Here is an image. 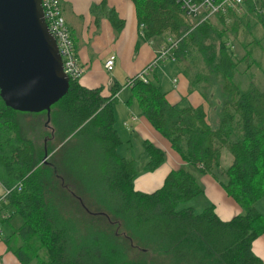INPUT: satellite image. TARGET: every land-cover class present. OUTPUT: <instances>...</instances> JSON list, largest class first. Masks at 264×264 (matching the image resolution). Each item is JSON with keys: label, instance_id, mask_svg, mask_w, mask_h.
I'll return each mask as SVG.
<instances>
[{"label": "trees", "instance_id": "trees-1", "mask_svg": "<svg viewBox=\"0 0 264 264\" xmlns=\"http://www.w3.org/2000/svg\"><path fill=\"white\" fill-rule=\"evenodd\" d=\"M129 1L137 29L143 27L136 46L160 36L177 40L173 63L201 104L167 103L155 77L158 69L146 82L127 79L130 99L184 165L213 178L240 213L221 221L212 206L199 213L176 210L202 194L186 167L169 171L153 192L135 191L137 162L116 151L113 103L119 87L101 97L98 89L68 80L67 93L44 112L49 131L41 134L45 143L37 153L18 122V115L27 113L0 95V183L20 185L4 207L22 218L4 243L19 264H262L251 243L264 232V218L255 208L264 201V84L251 81L249 73L251 66L258 68L264 81V68L250 55L261 45L252 38L237 59L228 38L241 27L250 34V14L264 34V0H244L240 12L247 15L228 11L193 28L175 0ZM107 19L115 32L123 27L113 10ZM242 74L246 88L235 78ZM25 130L30 134L28 126ZM141 147V170L153 172L164 154L146 140ZM223 150L231 157L226 168L219 164Z\"/></svg>", "mask_w": 264, "mask_h": 264}, {"label": "crops", "instance_id": "crops-1", "mask_svg": "<svg viewBox=\"0 0 264 264\" xmlns=\"http://www.w3.org/2000/svg\"><path fill=\"white\" fill-rule=\"evenodd\" d=\"M58 1L61 15L74 45L75 56L84 70L78 80L79 85L86 89H98L101 97L109 96L111 86L119 87L113 103L114 130L120 139L117 154L119 150L123 154V156L118 154L121 158L133 159L126 151L131 149L134 142H139L141 158V144L144 140L163 152L164 161L161 165L153 172H143L141 166L139 169L141 174L137 173L133 180L135 191L141 193L155 191L161 186L169 171L183 166L184 163L171 149L169 143L153 130L143 117L139 116L136 101L130 99V91L123 87V84L126 79L138 75L152 62L155 52L159 49V43L156 44L152 40L136 46L139 33L134 8L129 0ZM102 1H104V6L100 7L99 4ZM109 10H113L116 16L123 21V27L118 32H115L108 22ZM109 55H114L115 60L112 70L106 72L103 69V62ZM177 66V64L165 62L160 65L155 75L158 85L165 92L167 103L177 104L182 99L192 107L201 104V99L196 92L189 93L187 81ZM150 75L151 73L148 77ZM151 78L153 79V75ZM173 79L176 80L174 85L172 84ZM124 93L126 97L121 99ZM120 100L121 103H119ZM133 102L137 109L130 108ZM203 110L206 109L203 108ZM200 180L203 183L204 205L205 207L212 206L219 220L227 221L240 213L239 207L210 176H201ZM0 187L2 192V186ZM255 208L264 218V205L257 203ZM0 214L3 216L4 212L0 211ZM8 218L6 214V218H1L0 221L7 222ZM14 230L10 234L5 230L7 235L2 236L0 229V264H19L4 243ZM251 252L264 264V232L251 243Z\"/></svg>", "mask_w": 264, "mask_h": 264}, {"label": "water", "instance_id": "water-1", "mask_svg": "<svg viewBox=\"0 0 264 264\" xmlns=\"http://www.w3.org/2000/svg\"><path fill=\"white\" fill-rule=\"evenodd\" d=\"M68 90L40 0H0V95L22 113L47 112Z\"/></svg>", "mask_w": 264, "mask_h": 264}, {"label": "built area", "instance_id": "built-area-1", "mask_svg": "<svg viewBox=\"0 0 264 264\" xmlns=\"http://www.w3.org/2000/svg\"><path fill=\"white\" fill-rule=\"evenodd\" d=\"M182 9L186 20L191 28L201 24L209 19L219 15H224L228 11H234L240 14L244 0H175ZM43 19L47 27L48 33L55 42L57 53L61 60L62 72L68 80L78 81L84 70L78 63L75 56L74 45L70 37L69 31L64 23L58 0H40ZM142 25L138 28L139 37L142 36ZM177 40L167 39L166 44L155 52L154 58L148 67L143 69L134 78L142 82H146V77L153 68H159L165 62H173L172 50L175 48ZM115 56L109 55L103 62V69L110 72L113 68ZM132 80L126 81L124 87H129ZM20 190V185H13L9 189L4 190L0 196V209L3 210L8 197L14 192ZM1 215V214H0ZM9 216V215H8ZM5 219L6 214L0 217Z\"/></svg>", "mask_w": 264, "mask_h": 264}, {"label": "rangeland", "instance_id": "rangeland-1", "mask_svg": "<svg viewBox=\"0 0 264 264\" xmlns=\"http://www.w3.org/2000/svg\"><path fill=\"white\" fill-rule=\"evenodd\" d=\"M240 13H242L244 15H247L246 13L243 12V10ZM250 19H249V21L250 22L252 21V24L254 23L253 25L252 24L250 25V27H251L250 34L248 35L247 34V30H245L243 27H241L239 29L241 31H238V34L236 35V37L233 40L231 39V37L228 38V42L231 43L232 46L231 45L230 46L232 48V51L235 54V56L237 57V59H239L244 53L243 45L245 43L251 42L252 38L258 39L262 49L261 48H252L250 55L253 58V60L259 62L260 69H262V68H264V54H262L261 51L264 50V38H263L264 34H263V31H262L261 27H259L257 25L256 18H255V16L253 14H250ZM243 30H245L246 32H243ZM153 40H154V42L156 44L159 43V49L162 46H164L166 44V41H167L166 37H164V36L156 37ZM248 49H250V47H248L247 50ZM171 63L174 64L173 62H171ZM148 66L149 65H147L146 67H148ZM244 66H245L244 63L238 64L237 65L238 71L242 73L243 70H244ZM157 69H159V68L158 67L157 68H153L150 73H153V71L157 70ZM162 72H163V70H162ZM249 73L251 75V81H253L254 83L260 81L262 83V85L264 84V81H263L262 76L260 74V70L258 68L251 66ZM191 74H192V72H190L189 75H191ZM131 78H133V77H130L128 79H131ZM235 78L239 80L241 88H246V86H247V80L246 79H248L246 75H245L246 79L244 78L243 74L241 76L235 75ZM126 81H127V79L125 80L124 84L126 83ZM172 82H173L172 84L174 85L176 80L173 79ZM122 84H123V82H122ZM124 84H123V86H124ZM124 97H126V93H124L120 98L122 99ZM132 100H134V99H132ZM119 103H121V100L119 101ZM130 108H134V109L136 108V105H135L134 102L130 105ZM203 108L206 109V111H207V107H206L205 104H204ZM52 109H54V108H52ZM47 117H48L47 113H44V112H41V114H39V115H27V114L18 115V122L21 124V126L23 128V132L26 135V138H28L29 141L32 143V146H33V148H34L36 153H37V151H41L42 147H43V143H44L43 142L44 141L43 135L46 134V128H47V125L45 126L43 121H44V118H47ZM37 119L40 120V122H39V124H40L39 125L40 132H38V135H37V132H36V131L39 130L38 127H37V123H38ZM26 126L29 127L30 134L27 133L28 130H25ZM41 134H43V135H41ZM63 143H65V141ZM126 152H127V154L129 156H131L137 162V166H136L137 173L141 174V173H139V169L142 166V163L140 162V156H139V154L141 152L139 142H134L132 147H131V149H128ZM118 154L123 156L122 151L118 150ZM50 156H51V154H49L47 157H44V160L46 161V159H48ZM44 160H42V162ZM230 162H231L230 155L226 151L223 150L221 152V155H220V162H219L220 167L221 168H226V167L229 166ZM181 167L184 168V169L186 167V170L188 172H190L191 174H194L197 177V182L199 183V185L201 186V188L203 190V183L201 182L200 177L196 174V172H194V169L191 166H186V165H183ZM35 168H37V166ZM31 172L29 174H31ZM0 185L2 186V192H1V187H0V192H1L0 196H2V194L4 193V190H7L9 188L3 186L1 183H0ZM259 203H262L264 205V201H259ZM184 207H190V208H192L194 210L195 213H199L201 210H203L205 208L204 196L201 194L197 198H195V199H193V200H191L189 202L180 203V204H178L175 207V209L178 210V209H181V208H184ZM2 209H3L2 211L5 212L7 214V216L9 215V218L7 219L8 221L6 220L7 222H5V221L4 222H0L1 235L3 236V235L6 234L5 230L7 231L8 234H10L12 232V230H14L17 227H19L21 225V223H22V218L18 214L14 213L13 212L14 211L13 208L10 207V206H8V208L7 207L6 208L2 207ZM16 241L17 240H15L14 242H16ZM14 244L15 243L11 242V246L12 247H14Z\"/></svg>", "mask_w": 264, "mask_h": 264}]
</instances>
